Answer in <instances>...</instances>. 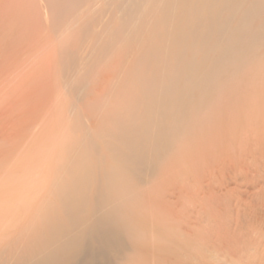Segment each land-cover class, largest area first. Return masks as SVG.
<instances>
[{"label":"rangeland","instance_id":"374dc122","mask_svg":"<svg viewBox=\"0 0 264 264\" xmlns=\"http://www.w3.org/2000/svg\"><path fill=\"white\" fill-rule=\"evenodd\" d=\"M224 1L0 0V264L101 208L264 264V0Z\"/></svg>","mask_w":264,"mask_h":264},{"label":"bare ground","instance_id":"6f19581e","mask_svg":"<svg viewBox=\"0 0 264 264\" xmlns=\"http://www.w3.org/2000/svg\"><path fill=\"white\" fill-rule=\"evenodd\" d=\"M222 1L224 0H206L207 4H210L209 7H213V4L223 6L225 1ZM238 7L239 5L235 3V9ZM84 210L82 213L87 211ZM104 210L102 208L98 212L96 209L90 210L86 212L88 213L86 216L84 214L65 215L63 224L69 226L64 229L62 227V230L57 229L62 238L58 241L52 240L51 243H41L38 246L41 255H28L20 263L66 264L68 262L67 264H69L72 261L70 264H168L173 257H177L181 259V264H204V255V257L195 258L196 253H192L194 258L190 259L191 254L188 246L180 245L181 248H176L175 243L160 245L152 241L143 243L141 239L137 238L129 240L121 238L119 236L121 229L109 226L112 219L108 216L112 215H107L106 212L101 213ZM99 224L101 227L104 225L106 229L104 228L102 231L100 228L97 229ZM94 230L98 235H93ZM55 231H53L54 234H56ZM85 237H88L89 240L84 239ZM131 253L139 254L140 260L132 258Z\"/></svg>","mask_w":264,"mask_h":264}]
</instances>
